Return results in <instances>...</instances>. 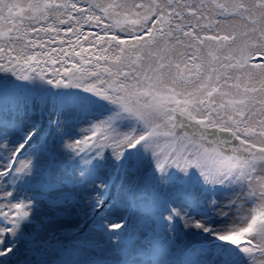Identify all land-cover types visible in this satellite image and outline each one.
<instances>
[{"label":"snow or ice","instance_id":"6c2138e0","mask_svg":"<svg viewBox=\"0 0 264 264\" xmlns=\"http://www.w3.org/2000/svg\"><path fill=\"white\" fill-rule=\"evenodd\" d=\"M0 264H264V0H0Z\"/></svg>","mask_w":264,"mask_h":264}]
</instances>
